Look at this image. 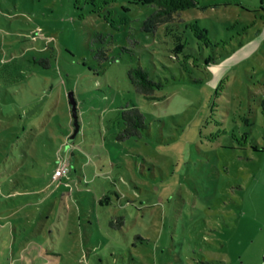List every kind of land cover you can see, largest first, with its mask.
Returning <instances> with one entry per match:
<instances>
[{"label": "rangeland", "instance_id": "obj_1", "mask_svg": "<svg viewBox=\"0 0 264 264\" xmlns=\"http://www.w3.org/2000/svg\"><path fill=\"white\" fill-rule=\"evenodd\" d=\"M149 1L0 0V264H264V0Z\"/></svg>", "mask_w": 264, "mask_h": 264}, {"label": "trees", "instance_id": "obj_2", "mask_svg": "<svg viewBox=\"0 0 264 264\" xmlns=\"http://www.w3.org/2000/svg\"><path fill=\"white\" fill-rule=\"evenodd\" d=\"M112 1L114 0H86L87 3L92 5L93 11H101L105 5ZM149 2L156 5V9L149 17V20L154 22V27H157L160 22L169 21L175 14L200 4V0H150ZM191 25L194 27L196 34L198 30L205 31L199 26L197 21L191 23ZM183 33H185V29L182 27L180 35ZM187 48L188 46L186 42L182 40L179 50L184 51ZM129 77L136 90L143 96L150 100H157L160 98L156 94V90L162 89L164 84L163 82L154 79L151 76L149 69L143 66L133 68L129 71ZM122 118L124 121V128L118 133L119 139L123 140L133 136L141 137L143 135L144 130L147 128V122L145 114L140 108L136 106L127 107L122 113ZM263 148L264 147H262V149ZM119 220L123 221L124 218L115 217L111 220V224L114 225V221Z\"/></svg>", "mask_w": 264, "mask_h": 264}, {"label": "water", "instance_id": "obj_3", "mask_svg": "<svg viewBox=\"0 0 264 264\" xmlns=\"http://www.w3.org/2000/svg\"><path fill=\"white\" fill-rule=\"evenodd\" d=\"M70 100H71V104H72V112H73L74 124H75V130L70 137V141H72L76 137V135L78 134V131L80 130V124H79V120H78V104H77V100L74 96V93L70 94Z\"/></svg>", "mask_w": 264, "mask_h": 264}, {"label": "built area", "instance_id": "obj_4", "mask_svg": "<svg viewBox=\"0 0 264 264\" xmlns=\"http://www.w3.org/2000/svg\"><path fill=\"white\" fill-rule=\"evenodd\" d=\"M65 171H66V169L63 168V166H60V168H58V169L56 170V175H57V176H61V175L64 174Z\"/></svg>", "mask_w": 264, "mask_h": 264}]
</instances>
